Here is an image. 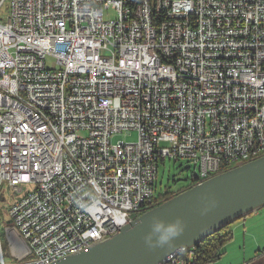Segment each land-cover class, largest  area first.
<instances>
[{
  "label": "built area",
  "instance_id": "2783aa9c",
  "mask_svg": "<svg viewBox=\"0 0 264 264\" xmlns=\"http://www.w3.org/2000/svg\"><path fill=\"white\" fill-rule=\"evenodd\" d=\"M254 148L264 0H9L0 15V188L29 187L10 199L0 264H50L130 227L158 206L166 158L193 164L192 186Z\"/></svg>",
  "mask_w": 264,
  "mask_h": 264
},
{
  "label": "water",
  "instance_id": "95a60500",
  "mask_svg": "<svg viewBox=\"0 0 264 264\" xmlns=\"http://www.w3.org/2000/svg\"><path fill=\"white\" fill-rule=\"evenodd\" d=\"M262 207L264 155L190 186L138 215L129 228L50 264H166Z\"/></svg>",
  "mask_w": 264,
  "mask_h": 264
},
{
  "label": "rangeland",
  "instance_id": "374dc122",
  "mask_svg": "<svg viewBox=\"0 0 264 264\" xmlns=\"http://www.w3.org/2000/svg\"><path fill=\"white\" fill-rule=\"evenodd\" d=\"M9 0H6L2 6L0 7V15L6 16L8 12ZM105 19L115 18V14L113 11H107L104 14ZM137 139V132L135 130L130 131H122L112 136L111 140L113 142L117 141H125V142H133ZM235 165H232V167ZM197 171L193 167V164L185 159L178 160H169L165 159L163 162H159L157 175L155 180V188H154V197L158 198L165 191L168 192H178L180 190L186 189L191 185V179L195 177ZM13 190L9 188L6 184H3L0 188V237L2 241V245L4 247V253L6 255V261L8 260V246H6L4 229L6 227L7 221L9 220L7 208L10 203V199H18L21 195L26 193L29 190V187L26 185H22V187L18 186ZM22 192V193H20ZM132 218L138 216L136 212H133ZM243 218L233 222L231 226L235 225L238 222H241ZM231 228V227H230ZM232 230V229H231ZM233 235V234H232ZM234 236V235H233ZM233 237L226 243L229 244L232 241ZM193 249V248H192ZM224 249V248H223ZM245 249L246 255H250L253 252V241L246 239L245 244L242 243H233L228 249L227 252L221 256V258L215 262H220L227 257V259H236L234 253ZM225 256V257H224ZM225 259V260H227ZM192 262V258L189 261H186L185 264H190ZM168 264V263H166ZM212 264V263H209Z\"/></svg>",
  "mask_w": 264,
  "mask_h": 264
},
{
  "label": "crops",
  "instance_id": "0c3cea01",
  "mask_svg": "<svg viewBox=\"0 0 264 264\" xmlns=\"http://www.w3.org/2000/svg\"><path fill=\"white\" fill-rule=\"evenodd\" d=\"M231 229L234 236L232 235L233 239L229 244L224 245L223 254L227 252L226 248L228 249L231 244H245L246 239L253 241V252L246 255L245 249H242L232 255L236 259H227L224 256L227 260L224 259L217 264H264V207L243 217V220L231 226ZM216 261L212 264H215Z\"/></svg>",
  "mask_w": 264,
  "mask_h": 264
},
{
  "label": "trees",
  "instance_id": "16d2710c",
  "mask_svg": "<svg viewBox=\"0 0 264 264\" xmlns=\"http://www.w3.org/2000/svg\"><path fill=\"white\" fill-rule=\"evenodd\" d=\"M183 190L178 192L165 191L158 198H156V205L161 204ZM145 211L146 210L142 208L137 214L139 215ZM230 227L231 224L214 232L197 244L192 249L193 255L192 262L190 264H209L218 260L223 254L224 245L232 238V231ZM180 256H182V254H180Z\"/></svg>",
  "mask_w": 264,
  "mask_h": 264
},
{
  "label": "bare ground",
  "instance_id": "6f19581e",
  "mask_svg": "<svg viewBox=\"0 0 264 264\" xmlns=\"http://www.w3.org/2000/svg\"><path fill=\"white\" fill-rule=\"evenodd\" d=\"M253 156H261V148H254L253 149ZM255 158H258V157H255ZM210 177H213V176H210ZM126 228H129V227H126Z\"/></svg>",
  "mask_w": 264,
  "mask_h": 264
},
{
  "label": "clouds",
  "instance_id": "9594fccd",
  "mask_svg": "<svg viewBox=\"0 0 264 264\" xmlns=\"http://www.w3.org/2000/svg\"><path fill=\"white\" fill-rule=\"evenodd\" d=\"M164 239L166 240V239H167V237H164Z\"/></svg>",
  "mask_w": 264,
  "mask_h": 264
}]
</instances>
